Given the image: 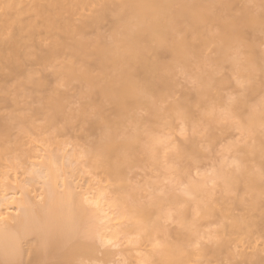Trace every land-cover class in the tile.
Returning <instances> with one entry per match:
<instances>
[{"label": "snow or ice", "instance_id": "snow-or-ice-1", "mask_svg": "<svg viewBox=\"0 0 264 264\" xmlns=\"http://www.w3.org/2000/svg\"><path fill=\"white\" fill-rule=\"evenodd\" d=\"M259 3L229 14L224 0L48 2L10 19L0 229L19 227L0 264H23L14 256L28 246L35 264H90L60 257L71 237L40 214L56 198L88 218L82 247L127 246L137 264H264Z\"/></svg>", "mask_w": 264, "mask_h": 264}, {"label": "bare ground", "instance_id": "bare-ground-1", "mask_svg": "<svg viewBox=\"0 0 264 264\" xmlns=\"http://www.w3.org/2000/svg\"><path fill=\"white\" fill-rule=\"evenodd\" d=\"M73 3V4H89L92 0H0V6L5 4H12L11 9H6L5 12L0 13V40L6 34V27L11 26L10 19H14L20 13H27L30 9L27 7L30 4L38 3ZM133 2L149 5H171L177 3H194L197 0H133ZM225 8L229 14L243 12L244 14H259L261 5L257 0L255 9H247L244 7V0H224ZM15 5H24L23 8H17ZM80 12H87L90 9L80 8ZM154 9H144L143 15H151ZM253 34L248 33L251 38ZM16 37H19V30H17ZM115 66V64L113 65ZM14 74L19 75L17 69H13ZM116 88H131L130 84L122 83L119 79L113 85ZM46 221V226L51 228L54 232L62 234L65 237H71L72 243L60 249L61 258H71L90 262V264H137V261L142 259L141 256H136L134 251H130L127 246L119 248H88L82 247L84 240H78V234L81 233L88 225V218L84 216L79 207H72L62 203L59 198L54 199L45 209L40 213ZM8 230L0 229V261H5L8 254L13 252L16 246L15 230L19 225L13 224L11 221L7 222ZM245 255L251 256L253 253L245 250ZM169 255L165 252V256ZM14 258L17 261H22L23 264H35L38 256L35 250L28 246L20 250L18 255ZM215 258V257H214ZM257 259L259 257L257 256Z\"/></svg>", "mask_w": 264, "mask_h": 264}]
</instances>
